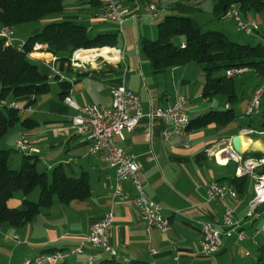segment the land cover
Masks as SVG:
<instances>
[{
    "label": "crops",
    "instance_id": "crops-1",
    "mask_svg": "<svg viewBox=\"0 0 264 264\" xmlns=\"http://www.w3.org/2000/svg\"><path fill=\"white\" fill-rule=\"evenodd\" d=\"M154 1L160 0L141 3ZM96 2L99 1H81L80 6L76 7L77 12L72 11L67 15L63 12L49 16L42 22L71 20L85 24L88 32L95 26L101 27L99 31L104 30L103 24L106 22L116 26L115 22L96 17L102 7ZM191 2L193 1H188V5ZM167 11L170 13L167 8L163 14ZM165 15L159 19L145 16L138 22L127 20L123 26L127 25L128 30L134 31L135 41L129 38L130 35H126L122 48L117 42V47L97 49V56L92 52H80V61L76 59L79 64L74 63L73 54L65 61L48 52L46 45H39L31 52L30 58L48 76L49 91L36 97L30 95L3 100L7 103L15 102L21 109V118L32 119L37 125L33 129H26L18 124L0 141V150L13 152L16 141L26 136L39 150L38 154L32 152V155L38 159L41 173L49 175L57 166H62L69 177L77 178L86 173L90 194L84 200H73L69 203H61L55 197L53 205L50 208H41L32 221L21 226L3 224L0 227V264H22L40 253L81 249L82 240L90 232L91 226L110 211L115 215L110 244L117 251L116 258L120 261L175 264L174 258L179 256L182 264H255L256 257L251 259V249L256 250L264 242V223L258 225V220L264 219V216H248V203L254 193L253 179L248 178L244 191H238L235 199L226 198L223 202H208L206 188L210 182L219 181L227 188L235 189L230 179L237 177L239 163L233 159L227 161L219 151H225L230 158L231 139L240 132L256 129L249 125L231 127V123L223 126L211 122L192 128L187 136L176 135L166 141L162 136L164 122L158 117H144L134 130L124 132L123 140L116 139V145L126 155L133 156L142 163L139 177L145 190L153 201L163 207V215L171 224V229L164 233L145 224L133 204L112 196L115 166L102 156L89 153V142L77 134L72 124V118L78 111L61 96L63 92L69 91V96L79 106L109 105L112 89L124 86L140 98L143 112L149 114L172 103L177 95H183L189 100L186 107L189 118L200 116L190 123L214 111L233 109L223 95L210 99L203 97L206 73L195 62L160 73L153 72L148 58L141 50L140 41L143 37L139 35V25L143 24L147 29V26L163 19ZM245 20L255 21L252 13ZM158 23L157 21V25ZM41 26L32 24L26 29L32 30L31 35H34L42 30ZM15 36L19 41L27 40L20 33ZM183 41L184 38H181L179 43H184ZM248 75L249 78H246ZM235 78L237 94L241 91V97L245 96V115V108L253 90L264 85V79L251 69ZM250 78L256 81L246 91L243 84H248L250 81L247 79ZM61 83H66L69 89L63 90ZM207 111V115H201ZM237 116L239 118L241 115ZM250 134L244 137L251 144L247 151L253 149V152L264 153V141L261 138L254 139ZM10 161L18 169L24 162L13 155H10L9 166ZM122 186L131 196L136 194L130 180L123 181ZM39 195L40 191H34L28 196L17 191L7 205L12 209H22L24 200L36 203ZM226 207L235 210V218L242 222L241 229L246 231L247 239L239 242L235 235L223 236L220 250L212 256H203L202 223L221 224ZM257 229L260 233L255 234ZM81 251L82 253L72 255L69 260L75 264H87L90 254L97 261L111 258L105 251L92 250L88 246L82 247Z\"/></svg>",
    "mask_w": 264,
    "mask_h": 264
},
{
    "label": "trees",
    "instance_id": "trees-1",
    "mask_svg": "<svg viewBox=\"0 0 264 264\" xmlns=\"http://www.w3.org/2000/svg\"><path fill=\"white\" fill-rule=\"evenodd\" d=\"M64 3L65 0H0V29L4 26L15 29L25 24L39 23L49 16L63 13ZM96 3L98 5L99 2ZM184 3L185 0L182 3H173L171 13L166 14L157 25L156 40L141 39L142 53L148 58L154 73L189 62L201 65L206 73L203 97L210 99L223 95L227 103H237L241 98L237 94L236 78H228L225 73L233 68L247 67L264 79V44L237 43L223 31H203L194 18L185 15L191 10V6ZM99 5L101 6L100 3ZM233 7H237L246 19L252 12L264 11V0H215L214 15L223 18L230 14ZM177 37L184 38V45L174 42ZM117 42L116 33H101L90 37L85 24L71 20L46 23L40 32L27 38L23 51L7 46L4 40L0 39V100L30 95L36 97L49 91L48 76L42 73L40 66L30 58L36 44L46 45L48 52L68 61L77 50L84 49L97 55V49L117 47ZM220 72L223 74L215 75ZM61 88L68 90L69 86L61 83ZM68 95L69 91L61 94L64 99ZM20 114L17 109L0 108V141L18 124L26 129H33L37 125L32 119H22ZM260 116L257 127L254 120L248 125L264 131V109ZM237 118L233 109L214 111L191 122L189 131L211 122L226 126ZM10 155V150H0V227L5 223L21 226L32 221L41 208H50L53 205L55 197L61 203H69L73 200H84L89 196L90 185L86 173L77 178L69 177L62 166H57L49 181L47 173L38 171V159L35 155L24 156V162L19 169L9 166ZM248 158L263 159L264 153L249 151L243 159ZM260 173L264 174V165L260 168ZM230 180L235 190L242 193L248 177H234ZM37 188L40 189L38 202L24 200L22 209H12L7 205L15 192L21 191L28 196ZM256 252L255 264H264V242ZM60 264L75 263L68 259ZM87 264L150 263L139 260L123 262L111 256L110 259H94Z\"/></svg>",
    "mask_w": 264,
    "mask_h": 264
},
{
    "label": "built area",
    "instance_id": "built-area-1",
    "mask_svg": "<svg viewBox=\"0 0 264 264\" xmlns=\"http://www.w3.org/2000/svg\"><path fill=\"white\" fill-rule=\"evenodd\" d=\"M92 1V0H90ZM101 4V10L96 15L97 18L115 22L122 30L124 23L133 19L135 22L143 19L145 16L150 18H161L163 11L167 10L166 3L160 1L147 2L142 4L138 2H124V0H98ZM184 2V0H182ZM129 4V6H126ZM143 6V10H141ZM236 29L238 32L244 33L248 36L259 34L260 25L256 21L245 20L239 9L233 7L230 11ZM0 39L4 40L9 47L15 48L17 51H23L26 41H19L15 36L14 29L0 30ZM184 45V43H182ZM39 47L36 44L33 51ZM92 50V49H89ZM32 51V52H33ZM86 51L84 49L77 50L73 53L74 63L79 64L80 52ZM31 54V53H30ZM78 59L79 61H76ZM249 68L241 67L237 70H227L225 75L228 78L237 77L247 72ZM62 76H60L61 78ZM49 80V79H48ZM264 97V85L257 86L247 102L245 108L246 116H253L261 112L262 100ZM67 104L75 108L78 112L72 118V124L77 131V134L89 142V153L94 156H102L107 162L113 164L115 170V186L112 196L119 198L122 201L133 204L141 219L145 222H153V228H157L162 232H167L171 229L170 221H163V207L162 214H154V205H159L153 201L145 190V185L139 177L143 165L133 156H128L124 150L116 145V139H124V132H131L139 124L144 117H158L165 127L163 129V139L168 141L176 135H182V121L189 119L186 112V107L189 100L183 95H177L172 103L163 108H158L154 112L145 114L142 109V103L138 96L133 94L124 86L114 87L111 91V102L109 105L102 104H87L84 106L77 105L74 100L68 95L65 97ZM13 108L21 112L20 107L15 103H7L0 100V108ZM171 124H179L178 133H170ZM243 133H259L264 134V131L245 130ZM16 148L19 152L32 151L39 152L31 142V140L24 136L16 141ZM222 157H226L227 161L233 159L239 163L236 171L237 177L247 176L253 178L254 193L253 197L248 203V216L259 218L264 216V177L261 173H256V165L260 159L248 158L243 159L232 153L227 157L225 151H219ZM218 152V153H219ZM218 160V157H217ZM219 161V160H218ZM220 162V161H219ZM221 163V162H220ZM130 180L136 194L131 196L126 192L122 186V182ZM208 202H223L226 198L236 197L229 196L225 192V186L217 181H212L206 188ZM115 215L112 211L108 212L104 218L91 226L90 232L84 236L82 240V247H90L92 250H103L108 254L118 255L117 251L111 246V228L114 224ZM242 222L235 218V210L231 207H226L221 224L213 222L202 223L201 233V254L209 257L216 254L223 244V236H236L239 242L247 239L246 231L241 229ZM151 230V229H148ZM264 230V226L262 228ZM260 233L256 230L255 234ZM81 249L72 251H58L56 256H49L47 259L39 261V264H53L60 260H68L72 255L82 253ZM249 252L246 253L248 255ZM89 261L94 260L93 254L88 257ZM175 264H182L180 257L174 258Z\"/></svg>",
    "mask_w": 264,
    "mask_h": 264
},
{
    "label": "rangeland",
    "instance_id": "rangeland-1",
    "mask_svg": "<svg viewBox=\"0 0 264 264\" xmlns=\"http://www.w3.org/2000/svg\"><path fill=\"white\" fill-rule=\"evenodd\" d=\"M81 1H84V0H65L64 14L67 15V14L71 13L72 11L77 12L76 7L80 6L79 3ZM188 1H190V0H187V2H185L184 4L188 5ZM192 1L193 2H191V5H190L191 7L188 5L191 8V10L189 12H187L185 15L194 18L195 21L197 22V24L201 27V29L203 31H208V30L223 31L231 40H233L237 43L250 44V45H257L259 43L264 44V38L261 37L262 35H264V11L258 12V13L252 12V17L255 19V21L257 23H259V25L261 27L259 30V35H261V36H259L258 34L254 35V36H248L244 33L237 31L236 24H235L233 18L230 16L229 13L227 15H225L223 18H217L214 15L215 0H197V1L192 0ZM161 2L166 3V0H161ZM167 5L169 6L167 8L170 10L172 9L171 7L174 6V4L169 2V0L167 1ZM170 13H171V11H170ZM164 14H169V13L167 11ZM161 20H157V21L160 22ZM80 21H82V20H80ZM157 21L153 25H149L148 23H146V25H149V26H147V29L143 27L144 26L143 24H140L139 25L140 37L147 38V39L152 40V41L156 40L157 36H158ZM45 24H46V22L43 23L42 21H40L39 23H35L33 25H35V26L42 25L41 27H44ZM104 24H103L104 30L101 29L100 31H99V29L101 27L97 28L95 26L93 29L91 27L89 29L90 37H94L98 33H102V31H114V33H116L118 36V43H119L118 46L120 48H122V46H123L126 35H128V36L130 35L129 38L130 39L132 38L133 41H135V33H134V31L131 32V30H128L127 25L123 26V31H121L120 27L117 25L114 26L115 24L112 25L113 23L110 24V23L106 22ZM28 26H32V24H25V25L16 27L15 31H14L15 35H16V33H20L25 38H28L32 33V30L26 29V28H30ZM4 27H9V26H4ZM128 32H129V34H128ZM181 38L182 37L175 38L174 42L178 44L181 41ZM222 74H223V72H220V73H216L215 75L218 76V75H222ZM249 76L250 75H248L246 78H249ZM247 80H249L250 82L248 84H246V83L243 84L246 91L249 90L250 84L254 83L256 81V80H253L252 78L247 79ZM239 96L241 99L237 103L233 104L232 107H233V110L237 114H239V116L240 115L241 116L238 119H235L234 121H232L230 126L235 127V126L239 125V127H246V126H248L249 122H251V120L253 119V120H255V123H256L255 126L257 127L258 126L257 122L260 121V119H261L260 115L262 114V110L264 109V97L262 100L261 112L259 114H256V115H253L250 117V116L244 115V113H243L244 107H245V96L241 97V91H240ZM250 136L254 139L261 138L264 141V135H260L258 133H251ZM0 144H2V143H0ZM15 146H16V143H15ZM15 146L13 147V152H11V156L13 155L19 159L24 160V157H23L24 154L22 152L20 153L19 151H17ZM1 150H3V149H1ZM252 150L253 149H251L249 151L251 152ZM10 163H11L10 167L12 169H18L16 167H14V165L11 161H10ZM38 171L41 172L40 165H38ZM48 178H49V181H51L52 173H50L48 175ZM249 184H251V180H249ZM35 191H40V189L37 188V189H35ZM263 223H264V219L258 220V225L261 226ZM251 253H252L251 259H254L257 255L256 250L254 248H252Z\"/></svg>",
    "mask_w": 264,
    "mask_h": 264
},
{
    "label": "bare ground",
    "instance_id": "bare-ground-1",
    "mask_svg": "<svg viewBox=\"0 0 264 264\" xmlns=\"http://www.w3.org/2000/svg\"><path fill=\"white\" fill-rule=\"evenodd\" d=\"M127 1L128 0H124V2H127ZM135 2H138V1H135ZM169 2H171V3H182V0H169ZM10 29H13V28H11V27H2L0 30H10ZM82 52L86 53V51H82ZM98 54H102V53H98ZM230 70H237V69L233 68V69H230ZM241 75H243V74H241ZM189 124H190V119H186V120L182 121V135H188V133H189ZM178 132H179V124H171L170 133H178ZM250 145L251 144H250L249 140H243V143H242V151H243V153L248 152L247 149L250 147ZM22 153L24 154V156H31L32 155V151H22ZM263 165H264V158L260 159L258 161V164L256 165V173H260V171H258V170L260 168H262ZM261 177H264V174L261 173ZM225 192L227 194H229V196H233V197H237L238 196L237 191L234 188H227L225 186ZM154 214H162L161 205H154ZM163 221H167V219L164 217V215H163ZM146 223H147V225L149 227H153V222H146ZM56 254H58V251H53V252H49V253H40L33 259L25 260L22 264H39V261L47 259V257H49V256H56ZM109 255H111L112 257H117L118 256V255H114V254H109ZM63 261H65V260H60V261L55 262L53 264H60ZM92 261H94V260H91L90 262H92Z\"/></svg>",
    "mask_w": 264,
    "mask_h": 264
},
{
    "label": "water",
    "instance_id": "water-1",
    "mask_svg": "<svg viewBox=\"0 0 264 264\" xmlns=\"http://www.w3.org/2000/svg\"><path fill=\"white\" fill-rule=\"evenodd\" d=\"M209 113V111L201 114L202 116H205ZM200 116H192L190 117V121L195 120L197 118H199ZM246 136L245 133L240 132L239 134L235 135L232 139H231V153L233 155H237L239 157H244L245 153H243L242 151V143L244 140V137Z\"/></svg>",
    "mask_w": 264,
    "mask_h": 264
}]
</instances>
